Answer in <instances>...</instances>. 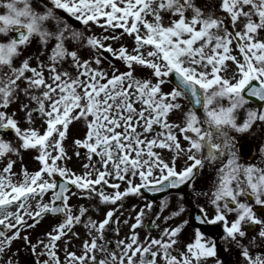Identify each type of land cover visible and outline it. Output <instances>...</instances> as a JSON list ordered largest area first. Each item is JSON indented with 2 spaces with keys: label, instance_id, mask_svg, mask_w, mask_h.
I'll use <instances>...</instances> for the list:
<instances>
[{
  "label": "snow or ice",
  "instance_id": "snow-or-ice-1",
  "mask_svg": "<svg viewBox=\"0 0 264 264\" xmlns=\"http://www.w3.org/2000/svg\"><path fill=\"white\" fill-rule=\"evenodd\" d=\"M0 9V160H4L0 167V264H19L8 250L21 238L22 229L34 226L26 217L50 213L64 218L47 233V241L33 244L27 232L23 235L33 253L39 245L49 257L37 258L38 264H207L210 258L212 264H224L218 254L221 246L225 252L236 247L244 264H264V254L251 251L257 244L264 246V162L241 163L242 148L237 149V137L231 135L233 130L244 133L257 122L264 125V107H246L250 97L264 101V0H219V15L212 8L205 11L195 0H36L35 6L33 0H0ZM225 16L230 25L225 24ZM70 17L89 28L95 24L105 32L122 31L86 35L70 23ZM125 33L134 40L131 51L124 44L113 48L106 43ZM37 39L41 55L48 53L47 63L37 55L33 64L34 57L28 54ZM69 39L86 43L97 54L82 58L77 49L67 46ZM104 49L123 60L128 70L113 68L109 75L99 67ZM69 60L78 70L75 76L60 70ZM229 60L235 64L231 74ZM134 64L148 66L151 76L136 78ZM170 75L177 86L164 91ZM185 99L191 104L187 110ZM33 101L35 108L30 106ZM13 104L25 111L30 124L33 112L42 116L45 130L22 128L17 111H9ZM245 108L246 116L239 118ZM173 112L182 114L179 122L169 119ZM82 118L87 130L75 144L87 149L88 163L86 171L77 174L64 163L68 153L63 141L71 122ZM8 130L21 140L22 148L39 153L41 166L34 172L25 167L22 180L13 179L15 160L8 153H19L20 148L4 139ZM177 133L187 144H182ZM157 148L172 150L174 156L166 159ZM180 155L186 159L178 168L176 156ZM93 158L96 164L91 163ZM217 162L214 182L204 193L212 211L199 205L195 219L201 227L182 246L187 219L163 229L159 238L139 239L135 229L144 222L145 208H152L149 202L130 225V237L116 241L118 251L109 252L99 243L113 221L116 209L111 208L103 220L87 216L90 239L83 241L80 254L65 245L61 261L57 241L89 211L82 204L73 211L68 203L73 186L81 196L95 195L115 204L128 194L140 195L143 188L155 192L194 182L206 164ZM56 174L63 182H58ZM136 177L139 183L134 182ZM109 187L113 191L108 192ZM49 191L51 200L44 202ZM184 197L179 192L180 201ZM30 198H38L35 211L30 210ZM166 207L167 200L160 211ZM185 210L181 202L165 220L179 218ZM203 225H218L222 234L209 236ZM256 225L259 231L249 237L246 226Z\"/></svg>",
  "mask_w": 264,
  "mask_h": 264
},
{
  "label": "flooded vegetation",
  "instance_id": "flooded-vegetation-1",
  "mask_svg": "<svg viewBox=\"0 0 264 264\" xmlns=\"http://www.w3.org/2000/svg\"><path fill=\"white\" fill-rule=\"evenodd\" d=\"M157 151H163L164 149L157 148ZM164 155V154H162ZM186 159L183 155L177 162V167H183L184 163L182 159ZM218 167V162L214 164H206L205 167L200 171L194 182H189L182 188H176L168 191L162 190L163 195H159L157 198H149L141 192L140 195L135 194L132 198L133 203L128 208H122L119 212H114L113 221L105 227L104 237L99 241L101 245L106 246L108 251L117 250L116 241L130 237L132 229L130 225L135 222L136 214L140 211L141 207L147 205L149 202H153L152 208L149 210L145 208V215L143 217V224L138 226L135 231L139 234L140 240H145L146 237L159 238L163 234V229L174 226L179 223L182 219L189 220V224L185 230L181 233L180 244L181 246L186 243L192 236L196 227H201V222L196 220L195 217L199 214V205L203 204L204 207L211 213L212 205L209 202V198L204 195L207 193L214 182L215 171ZM136 183H139V178ZM184 192L185 197L183 201L179 199V192ZM241 199H246L241 197ZM167 200L168 207L163 212L160 211V205ZM186 205L185 212L179 218L165 220L166 216H169L172 211L176 210L179 203ZM259 208V206H256ZM231 218V217H230ZM103 217H98L97 221L103 220ZM149 222H155L159 228H145V225ZM119 227V232L116 231V227ZM248 228V236L251 237L259 231V225L246 226ZM206 230L209 236H220L222 234V228L218 225H203V229ZM86 239H90L89 229L84 238L71 237L64 239V248L67 245L68 251H75L78 254L82 252V244ZM245 239V243H247ZM17 248L11 246L8 250V255L14 256V259L18 260L19 264H35L36 262L31 259L32 252L29 250H19V255L16 256ZM251 251L254 254H264V246L257 244ZM218 254L223 258L224 264H244L243 257L239 255V250L236 247H232L230 251L225 252L221 246L218 249ZM99 255V253H98ZM139 257V254H138ZM137 257V258H138ZM65 254L61 258L63 262ZM161 259L162 258H158ZM207 264H212L211 258L207 261Z\"/></svg>",
  "mask_w": 264,
  "mask_h": 264
},
{
  "label": "rangeland",
  "instance_id": "rangeland-1",
  "mask_svg": "<svg viewBox=\"0 0 264 264\" xmlns=\"http://www.w3.org/2000/svg\"><path fill=\"white\" fill-rule=\"evenodd\" d=\"M188 14L190 15L191 12H189ZM70 19H72V20H70ZM69 21L71 23L72 22H77L78 25H79V28L81 30H83L86 35H92V34L101 35L102 33L103 34H107V35H116L117 33L122 31V30H120L118 32H116V31H114V32H105L104 29H102L100 26L95 25V24H92L91 28H89V27L83 25L82 22L76 20L75 18H71V17L69 18ZM165 22L166 23L168 22L167 21V17L165 18ZM70 40L71 39L68 40V44H69V46H72ZM106 43H111L113 45V48H118L119 45H121V44L127 45L129 51H131L135 47L134 40H133L132 36H129L126 33L122 37L118 38L117 40L113 41V40L110 39V40L106 41ZM75 49H77L79 51L81 57L84 58V59H88L89 57H92V56L95 55L93 53V51H92V48H90V50H89L88 46L79 47V48L75 47ZM32 54L39 55V51H38V49L35 46L32 48ZM235 54L237 55L238 58H241L240 53H235ZM99 67L107 70L109 72V75L112 74L113 68L118 69L120 72H125V71L128 70L127 69V65L125 64V62L123 60H121V64L118 65V66H115V65L111 64L108 61H103L102 60V63L99 65ZM133 67L135 69V71L133 72V75L136 78L143 79V78H148V77L151 76V69L148 66H141V65H138V64H134ZM233 68H235V67L231 66V68L229 69V74H231V69H233ZM60 70H67L73 76H75L77 74V71H78L71 64L70 60L64 62L60 66ZM168 84H170V83H169L168 80H166L165 84L162 86L164 91H167L166 89H167V85ZM22 99H23V97H22ZM185 100H183V101H185ZM30 106L35 108L36 107L35 101H33ZM137 107H140L139 103H137ZM9 111H17V118L19 119L20 126L22 128L31 126V127L39 129L42 132L47 127L43 117L38 115L36 112L32 113V122L30 124L29 121L26 119L25 111L22 108H20L19 104H13L10 107ZM181 116H182L181 113L175 115V118H176L177 122L180 121V117ZM80 121L81 120L79 119V121L77 122V124H75V126H76V134L78 133V129H79V132L82 135V137H81V139H82L84 137L85 133H86L87 125H86V123H80ZM74 122H76V121H74ZM77 127H78V129H77ZM252 129H256V125L255 124L253 125V127L250 130H248V131H246L244 133H239L238 134V138H241L242 136H246V135H251L252 134ZM74 132H75V127L73 125H69V130H68V133L65 136V140L66 141H71L74 138H76V139L79 138L78 135H77V137L72 135ZM232 133L233 132H231V134ZM11 138L12 139L10 140V142H15V141L20 142L19 145H18V148L21 149L22 148L21 147V140L15 134ZM76 139L71 141V145H73V147H71L70 145H66L64 142H63V144H64V147L66 148L65 150L68 153V155L69 154H71V155L73 154V155L77 156L76 157L77 158V162H79V164L81 166V170L78 171V167H76V165L73 164V159H68V162L66 160L65 161H66V163L68 165L67 167L73 169L77 174H82V173H84L86 171L84 165L86 163H88V157H87V153H79V155H77V153H78L77 152V148H78L79 145L75 144V140ZM32 149H35V148H28V149L22 148L23 156L30 157V151ZM35 150H36V153H37V149H35ZM160 152H163V151L160 150ZM165 152H169L170 154H173L172 150H167ZM15 158H16V155H15V153H13V160H15V164L13 166V172L16 173V179H21L22 180V178H23V169L25 167L28 169L29 172H34L35 170H37L40 167V164L36 163L35 160H33V159L30 160V161L29 160H24L23 165L20 167L19 161L17 159H15ZM3 163H4V160H0V164L2 165ZM91 163L94 164L93 160L91 161ZM124 186H125L124 184H121V188H123ZM97 187H99V186H97ZM75 191L79 192V190L77 188L75 189ZM107 191L111 192L113 190L109 187V188H107ZM85 198H87V197L83 196V199L85 200V202L88 201V200H91V199H95V198L99 199L95 195H93L91 197V199H85ZM43 200H44V202H47V193H45V195L43 197ZM31 202H32V206H31L32 209L35 208L37 210L38 198H32ZM45 234H47V232Z\"/></svg>",
  "mask_w": 264,
  "mask_h": 264
}]
</instances>
